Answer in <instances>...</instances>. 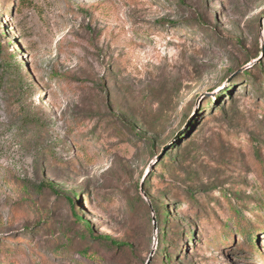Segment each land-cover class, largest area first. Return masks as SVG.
Masks as SVG:
<instances>
[{"label": "rangeland", "instance_id": "374dc122", "mask_svg": "<svg viewBox=\"0 0 264 264\" xmlns=\"http://www.w3.org/2000/svg\"><path fill=\"white\" fill-rule=\"evenodd\" d=\"M155 248L264 264V0H0V264Z\"/></svg>", "mask_w": 264, "mask_h": 264}, {"label": "trees", "instance_id": "16d2710c", "mask_svg": "<svg viewBox=\"0 0 264 264\" xmlns=\"http://www.w3.org/2000/svg\"><path fill=\"white\" fill-rule=\"evenodd\" d=\"M259 56H263L262 54H260ZM163 159V158H162ZM161 159V160H162ZM50 184V183H49ZM51 185V184H50ZM87 225H89L88 223H87ZM158 228H159V226H158ZM158 231H159V229H158ZM104 238H107V239H109V240H111L113 243H115V244H118L117 242H116V240L115 239H113V238H111V237H108V236H103ZM159 244H160V239H159ZM159 244H158V247H157V250H158V248H159ZM156 253H157V251H155V254H154V256L156 255ZM154 256H153V258H152V260H151V262H150V264H152V262H153V260H154Z\"/></svg>", "mask_w": 264, "mask_h": 264}, {"label": "water", "instance_id": "95a60500", "mask_svg": "<svg viewBox=\"0 0 264 264\" xmlns=\"http://www.w3.org/2000/svg\"><path fill=\"white\" fill-rule=\"evenodd\" d=\"M143 193H144V196L148 199V197H147V194H146V192L145 191H143ZM156 228V227H155ZM158 243V238L156 239V244ZM155 250H156V248L152 251V253L150 254V257H149V259H148V261H147V264H150V262H151V260H152V258H153V256H154V254H155Z\"/></svg>", "mask_w": 264, "mask_h": 264}]
</instances>
